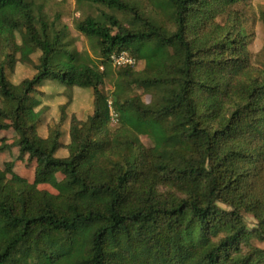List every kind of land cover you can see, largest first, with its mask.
<instances>
[{
	"label": "trees",
	"instance_id": "1",
	"mask_svg": "<svg viewBox=\"0 0 264 264\" xmlns=\"http://www.w3.org/2000/svg\"><path fill=\"white\" fill-rule=\"evenodd\" d=\"M248 1L76 0L100 10L75 24L95 64L41 4L0 0V133L15 134L0 153L34 163L31 182L0 168V264H264V44L249 50ZM120 51L141 66L114 68L107 94ZM17 62L34 74L13 84ZM49 81L88 92L91 113L65 125L62 107L43 137Z\"/></svg>",
	"mask_w": 264,
	"mask_h": 264
},
{
	"label": "rangeland",
	"instance_id": "2",
	"mask_svg": "<svg viewBox=\"0 0 264 264\" xmlns=\"http://www.w3.org/2000/svg\"><path fill=\"white\" fill-rule=\"evenodd\" d=\"M36 3L43 6V11L47 16V19H52L56 16L59 17L60 22L66 25L69 29L70 36L72 37L74 47L80 52L84 57L89 59L95 64H98L97 60V48L93 41L88 40L85 36L80 34L76 28V22L84 19L86 16H95L100 13V10L91 5L90 3L77 4L76 0H35ZM247 12L246 30L255 34L254 41L250 45L249 50L251 52H256L264 44V28L262 23L258 19V13L260 10L264 9V0H250L246 2L245 6H242ZM16 42H18V37H16ZM5 42L3 38H0V57L6 52ZM39 53H35L31 56L34 62L37 61ZM110 66V65H109ZM141 65H139L140 68ZM116 69L110 66V75L105 80L102 87V91L109 93L112 90L113 76ZM7 78L13 84H17L19 81L25 78H31L34 74L32 66H27L19 62L15 63L13 71L9 69L6 70ZM60 87L59 82L49 81L48 88L49 94H53ZM75 89H64V91L59 90L53 99L45 100L44 96L41 95L42 104L40 106V113L44 116L47 115L52 120L54 124L55 120L59 119L58 114L62 110L68 115H74L84 119L86 114L90 111L89 100L86 94H79ZM148 97H144V101L147 102ZM115 125V121L112 120L110 127ZM15 134L13 131L9 130L7 132L0 133V145L11 144L14 140ZM140 140L146 147L152 145V140L149 137L140 136ZM11 164L14 173L28 181L33 180L34 173V163L27 160L26 157H20L15 147H5L0 153V168ZM62 179L61 175H57V180ZM39 189L46 190L52 194H56V190L49 185H40ZM221 207V206H220ZM244 222L248 229L256 225L255 219L249 215L244 214ZM256 247L264 250V242H259L257 240H252L251 242Z\"/></svg>",
	"mask_w": 264,
	"mask_h": 264
},
{
	"label": "built area",
	"instance_id": "3",
	"mask_svg": "<svg viewBox=\"0 0 264 264\" xmlns=\"http://www.w3.org/2000/svg\"><path fill=\"white\" fill-rule=\"evenodd\" d=\"M107 62L112 68L139 67L136 60L126 51H120L118 53L111 54ZM110 114L112 120L115 121V116L112 111L110 112Z\"/></svg>",
	"mask_w": 264,
	"mask_h": 264
},
{
	"label": "crops",
	"instance_id": "4",
	"mask_svg": "<svg viewBox=\"0 0 264 264\" xmlns=\"http://www.w3.org/2000/svg\"><path fill=\"white\" fill-rule=\"evenodd\" d=\"M258 51V50H257ZM75 90L74 91H77V93H79V94H86L87 95V97H88V100H89V105H90V111L86 114V115H89L90 113H91V96H90V94L88 93V92H84V91H82V90H79V89H77V88H74ZM59 90H62V91H64V88H60V89H58L57 90V93L59 92ZM48 91H49V89L48 90H43V92H45V93H48ZM66 113V112H65ZM70 116L71 115H68L67 113H66V121H65V125H66V123H68V119L70 118ZM77 117V116H76ZM78 119H81L80 117H77ZM50 117H48L47 115H45V121L42 123V125L39 127V134H41L43 137L46 135V130H47V124H48V122H50ZM63 129H66L67 127L66 126H64L63 125V127H62Z\"/></svg>",
	"mask_w": 264,
	"mask_h": 264
}]
</instances>
